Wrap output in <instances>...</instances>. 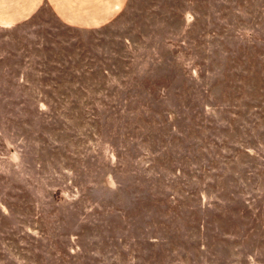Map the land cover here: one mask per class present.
<instances>
[{"label": "rangeland", "instance_id": "obj_1", "mask_svg": "<svg viewBox=\"0 0 264 264\" xmlns=\"http://www.w3.org/2000/svg\"><path fill=\"white\" fill-rule=\"evenodd\" d=\"M0 264H264V0L0 21Z\"/></svg>", "mask_w": 264, "mask_h": 264}, {"label": "crops", "instance_id": "obj_2", "mask_svg": "<svg viewBox=\"0 0 264 264\" xmlns=\"http://www.w3.org/2000/svg\"><path fill=\"white\" fill-rule=\"evenodd\" d=\"M122 0H0V21L26 18L41 3H46L62 20L75 24L107 20L113 7ZM112 6V8H111Z\"/></svg>", "mask_w": 264, "mask_h": 264}]
</instances>
